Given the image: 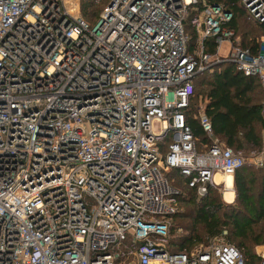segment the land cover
<instances>
[{"label": "built area", "instance_id": "obj_1", "mask_svg": "<svg viewBox=\"0 0 264 264\" xmlns=\"http://www.w3.org/2000/svg\"><path fill=\"white\" fill-rule=\"evenodd\" d=\"M65 1L0 0V264H246L216 237L194 251L154 238L176 210L165 169L203 195L214 173L244 162L199 105L211 142L196 150L183 111L192 76L232 63L259 81L264 116V40L255 52L231 46V11L207 0H107L94 23ZM239 2L264 22V0ZM192 10L196 51L184 31ZM203 38L226 54L211 59ZM125 239L136 246L122 260L113 246Z\"/></svg>", "mask_w": 264, "mask_h": 264}, {"label": "trees", "instance_id": "obj_2", "mask_svg": "<svg viewBox=\"0 0 264 264\" xmlns=\"http://www.w3.org/2000/svg\"><path fill=\"white\" fill-rule=\"evenodd\" d=\"M94 1L95 0H81L79 6L81 14L87 16V18L84 16H82V18L88 23H94L98 15V11L95 12L94 9L92 10L89 8V6L94 5ZM106 1L107 0H104L103 6ZM207 1L219 3L231 11L232 18L229 22V26L234 29L236 34L235 18L236 15L240 13V9H243L242 6L240 7L237 4L239 0ZM197 12V10H192L187 17L188 20L184 22V25L190 27L192 31L190 37L191 43L189 44L187 41L190 51L193 50L197 39L200 43V38L195 29ZM245 15L250 21L261 27L264 32V22L260 23L249 18L246 11ZM89 17H93L94 19L91 20ZM184 31L186 33V28H184ZM261 43L262 38L261 41L252 40L250 43L244 45L240 44V46L243 48H251V50L255 52ZM201 45L204 51L211 54L214 53L216 43L213 39L203 38L201 40ZM201 72L194 74L191 78L194 92L188 100L187 107L183 110L185 121L195 138L196 150L206 149L211 142L201 131L198 121L194 117L196 105L192 102L195 100L196 88H201L202 84L205 83L207 87L203 95L206 102L203 112L210 121L213 137L223 146L231 148L236 154L257 151L261 143L259 132L264 130V116L260 112V100L258 98L254 100L250 96L254 93V90H257L256 88L260 89L261 87L257 78L243 75L235 70L234 65L229 62L218 63L210 74ZM166 144L165 138L164 140H159L158 145L160 151L162 147L166 148ZM163 174L165 178H167L168 175L169 177L172 174L173 176L176 175L177 177L175 176L176 178L173 181H177V178L180 179L178 181L183 182L181 184L189 189V191L193 192V195H186V197H184L186 198L184 202L191 204V208L194 211L192 224L188 225L187 228L194 235L188 236L187 238L185 236L181 237L183 242H178L175 248L171 247L175 245L171 243L168 244L165 240L167 235L163 238L155 237L154 240L162 239V241H165L164 244L166 247L171 251L186 250L187 248L185 245L199 239L198 230L209 239L218 237L222 230H228L230 232V239L228 237L227 240L228 243L235 245L242 251L246 264H251L254 261V254L250 252L251 246L264 242V225H260V223H264V173L261 176V189L256 193L253 187L255 183V176L252 175L253 173L243 167V164L237 168L232 174L234 200L231 204H224L221 201H217V198L212 195V191L215 187L212 182L206 184V190L203 195H198L194 187H189L187 185L188 178L182 175L178 169L169 168L165 170ZM174 188L177 187L174 186ZM178 191L181 195L182 191ZM169 197L178 202V194ZM253 225H259V228L257 227V230H253ZM196 226H199V229H197ZM168 232L169 227L167 234ZM251 236H253V238H251ZM247 239L248 241H246ZM231 241L235 243H231ZM126 245L130 249H128ZM135 246V243L131 242L129 239H125L113 247L119 252L118 258L122 259L126 251H132Z\"/></svg>", "mask_w": 264, "mask_h": 264}, {"label": "rangeland", "instance_id": "obj_3", "mask_svg": "<svg viewBox=\"0 0 264 264\" xmlns=\"http://www.w3.org/2000/svg\"><path fill=\"white\" fill-rule=\"evenodd\" d=\"M74 3L78 4V13L79 15L82 17L84 16L83 14H81L80 12V9H79V6H80V3H81V0H71L69 2V0H66L65 1V4L67 7L69 8H72L73 10L76 11L75 7L74 6ZM94 5L92 6H89L90 9H94V11H99L101 10L100 8L103 6V3H104V0H95L94 2ZM92 3V4H93ZM237 4L241 7V4L240 2L238 1ZM89 9V10H90ZM91 11V10H90ZM94 15V14H93ZM84 17L87 18V16L85 15ZM89 19H94L93 17H89ZM188 20V19H186ZM235 25H236V34L234 36V38L231 40V46L232 45H244L246 43H250L252 40H259L261 41V38L262 40H264V32H263V29L261 27H259L258 25H256L254 22L250 21L246 15H245V11L244 9H240V13L238 15H236V18H235ZM186 28V33H187V36H188V42L189 44L191 43L190 42V37H191V28L190 27H186V25H184ZM234 30V29H233ZM263 36V37H262ZM234 41V42H233ZM263 43V42H262ZM261 44H259L260 46ZM199 49V41L197 39V41L195 42V45H194V48L193 50L196 51ZM228 49V45L226 44L225 47H219V48H215V53H212L210 56H211V59H214V57H216V51L217 50H220L221 52V55H225L226 54V51ZM220 63H224V62H220ZM218 64V63H217ZM211 65L210 68H207L205 70H203L201 73L203 72H206L208 74L211 73L212 69L217 65ZM207 79V78H206ZM207 85L204 83L202 84L201 88H196V91H195V100L192 101L196 106L199 105L200 106V110H203L204 108V105H205V97H204V92H205V89H206ZM257 90H254V93L251 94L250 96L254 99V100H257V98L260 100V103H261V100H262V97H263V90H262V86L259 88H256ZM259 136H260V145H259V149H257V151H250V152H246L244 154L242 153H237L238 155H240L242 158H243V167L247 168L249 172H252L255 176L254 178V181L255 183L253 184V187H254V190L256 191V193L259 191V189H261V176L262 174L264 173V130H261L259 132ZM167 138H169V133L166 134V142L168 141ZM164 140V139H163ZM201 147V146H200ZM160 150V149H159ZM166 152V149L164 147H162V150L160 152V156L163 158L164 154ZM236 153V152H235ZM261 162V164H260ZM165 170H168V169H165ZM220 175V174H219ZM176 176V175H175ZM173 176V174L169 177L168 175V184L171 186V185H174L175 187L178 188V190L182 191V194L180 195L179 191L177 190V188H174V186H171V188L173 189L174 192H172L169 196H172V195H175V194H178V202L175 201L174 199L172 198H168L170 203H172L174 206H175V211L170 214L168 217H164V220L167 222L168 224V227H169V232L165 238V240L169 243H171L172 245H175V246H171L173 248L176 247V245L178 244V242H183L181 240V237H188V236H191V235H194L193 233H191L189 231L188 228V225H191L192 224V217H193V210L191 208V204H189L188 202H184V200L186 198V195H193V192L192 191H189V189H187L184 185H182L181 183L183 182H179L177 178V181H173L176 177ZM221 176L223 177V175L221 174ZM166 178V179H167ZM232 178V176H231ZM173 181V182H172ZM182 181V180H181ZM214 189L212 191V195L217 198V201L218 202H222L224 204L226 203H232L233 200H234V188L233 186L231 185V189H232V193H233V196L231 198V201H227L224 197V193H225V186H224V183L221 181L217 184H214ZM219 214H220V211H219ZM261 226L264 225V223H260ZM257 227L259 228V225H253L252 228L253 230H257ZM197 229H199V226H196ZM199 231V239L192 242V243H189L187 245H185V247L187 248L186 250H189V251H194L202 246H204L205 244H207L210 240L209 238L206 237V235H204L200 230ZM228 237L230 239V232L227 230H224V233L222 234V232L220 233L219 237H216L218 238L219 240L225 242V243H228ZM251 238H253V236H251ZM160 241V242H163L165 243V241H162V239H156V241ZM248 241V239L246 240ZM231 243H235L234 241H231ZM230 244V243H229ZM127 247V245H126ZM184 247V246H183ZM128 248V247H127ZM130 249V248H128ZM264 252V242L262 243H259V244H253L251 246V250L250 252L253 253L254 255V261L251 263V264H261L260 263V258H259V255L261 252ZM132 258V254H131V251H126L125 255L123 256L122 260H127V259H131Z\"/></svg>", "mask_w": 264, "mask_h": 264}, {"label": "bare ground", "instance_id": "obj_4", "mask_svg": "<svg viewBox=\"0 0 264 264\" xmlns=\"http://www.w3.org/2000/svg\"><path fill=\"white\" fill-rule=\"evenodd\" d=\"M214 177H215V180H214ZM213 180H214V182L216 181V182L219 183V182L223 181L225 183V188H226L225 190L226 191L224 193V197H225L226 200H229L230 201L231 198H232V189H231L232 178H231V176L224 175L222 177V176L218 175V173H214Z\"/></svg>", "mask_w": 264, "mask_h": 264}, {"label": "crops", "instance_id": "obj_5", "mask_svg": "<svg viewBox=\"0 0 264 264\" xmlns=\"http://www.w3.org/2000/svg\"><path fill=\"white\" fill-rule=\"evenodd\" d=\"M225 46H226V43H221L220 46H218V47H216V48H219V47H225ZM214 53H215V50H214ZM216 55H217V56H222L220 50H217V51H216ZM216 175H217V174H216ZM218 175H219V173H218ZM220 176H221V174H220ZM223 176H224V175H223ZM214 180H215V177H214ZM222 182H223V181H222ZM215 183L217 184L218 182L215 181ZM223 183H224V182H223ZM224 186H225V183H224ZM225 189H226V188H225ZM232 196H233V193H232ZM227 201H229V200H227ZM230 201H231V200H230Z\"/></svg>", "mask_w": 264, "mask_h": 264}]
</instances>
